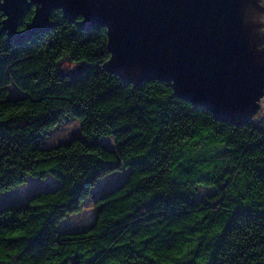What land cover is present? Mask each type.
I'll return each instance as SVG.
<instances>
[{"label":"trees","instance_id":"1","mask_svg":"<svg viewBox=\"0 0 264 264\" xmlns=\"http://www.w3.org/2000/svg\"><path fill=\"white\" fill-rule=\"evenodd\" d=\"M50 19L21 43L0 30V192L29 176L58 182L0 206V264H264L262 108L242 123L217 120L169 81L104 69L103 26L79 29L60 9ZM70 118L80 134L44 146ZM121 169L126 178L94 198L88 228L57 230ZM198 186L209 189L202 198Z\"/></svg>","mask_w":264,"mask_h":264},{"label":"water","instance_id":"2","mask_svg":"<svg viewBox=\"0 0 264 264\" xmlns=\"http://www.w3.org/2000/svg\"><path fill=\"white\" fill-rule=\"evenodd\" d=\"M54 9L79 29L105 28L107 71L135 83L169 81L220 121L242 123L260 108L263 0H2L0 30L21 43L55 26Z\"/></svg>","mask_w":264,"mask_h":264},{"label":"rangeland","instance_id":"3","mask_svg":"<svg viewBox=\"0 0 264 264\" xmlns=\"http://www.w3.org/2000/svg\"><path fill=\"white\" fill-rule=\"evenodd\" d=\"M264 6V0H263ZM258 19L264 22V13L260 12ZM264 32V27L261 28ZM264 96V94H263ZM262 96V97H263ZM262 102V101H261ZM260 102V103H261ZM262 108V107H261ZM264 121V114L262 116ZM80 123L76 119H65L58 123L53 129L49 131L46 137L43 139V145L53 146L58 143L67 141L73 136L80 134L79 131ZM103 146L108 148H114V139L110 136H104L98 141ZM128 170L121 169L119 171L111 172L101 179H99L96 185L91 191V195L82 203L79 212L67 215L61 219L57 225V230L59 232L64 230H83L88 228L95 218L94 209V198L98 195L105 193L108 189L120 184L127 176ZM58 182L54 180L51 176H46L45 178L37 177H27L24 183L21 185L7 191L0 192V206L7 204L20 205L24 204L31 195L34 193L53 188ZM209 192V189L204 186H198L196 190V197L202 198Z\"/></svg>","mask_w":264,"mask_h":264},{"label":"built area","instance_id":"4","mask_svg":"<svg viewBox=\"0 0 264 264\" xmlns=\"http://www.w3.org/2000/svg\"><path fill=\"white\" fill-rule=\"evenodd\" d=\"M262 101V102H261ZM261 102V103H260ZM260 102H259V104H260V108L262 107V116H263V114H264V96L260 99ZM262 116H261V119H262ZM262 122H263V124H264V121L263 120H261Z\"/></svg>","mask_w":264,"mask_h":264},{"label":"flooded vegetation","instance_id":"5","mask_svg":"<svg viewBox=\"0 0 264 264\" xmlns=\"http://www.w3.org/2000/svg\"><path fill=\"white\" fill-rule=\"evenodd\" d=\"M31 8H32V10H33V6H31ZM0 17H2V15H1V12H0ZM80 18L78 17V20H79ZM18 29H19V27H18Z\"/></svg>","mask_w":264,"mask_h":264},{"label":"snow or ice","instance_id":"6","mask_svg":"<svg viewBox=\"0 0 264 264\" xmlns=\"http://www.w3.org/2000/svg\"><path fill=\"white\" fill-rule=\"evenodd\" d=\"M0 2H2V0H0Z\"/></svg>","mask_w":264,"mask_h":264}]
</instances>
